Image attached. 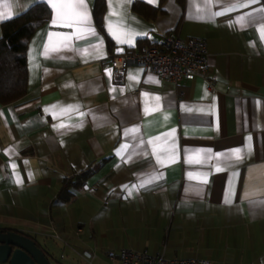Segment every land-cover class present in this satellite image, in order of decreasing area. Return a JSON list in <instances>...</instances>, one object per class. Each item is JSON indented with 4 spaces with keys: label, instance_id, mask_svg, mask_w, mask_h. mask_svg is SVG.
Returning <instances> with one entry per match:
<instances>
[{
    "label": "crops",
    "instance_id": "crops-1",
    "mask_svg": "<svg viewBox=\"0 0 264 264\" xmlns=\"http://www.w3.org/2000/svg\"><path fill=\"white\" fill-rule=\"evenodd\" d=\"M39 2L48 4L0 0V37L3 22ZM87 2L102 42L86 36L72 43L89 52L99 44V54L42 55L47 33L73 31L53 26L52 11L29 44L27 95L0 104V229L36 239L52 264H93L122 249L264 264V0L219 16L213 13L247 0H186L184 6L132 0L117 8L126 30L147 33L132 46L109 34L108 0L102 29L97 0ZM136 2L161 12L148 20L135 12ZM173 30L207 41V77L174 84L130 67L123 83L114 82L111 55L159 42ZM69 106L78 111H63ZM134 127L138 134L125 135ZM166 133H174L167 143L175 144L177 158L161 166L147 141ZM237 148L241 159H216ZM190 155L204 162L189 163ZM89 168L95 173L72 189L68 202L60 201L65 180ZM190 172L207 182L189 180Z\"/></svg>",
    "mask_w": 264,
    "mask_h": 264
},
{
    "label": "snow or ice",
    "instance_id": "snow-or-ice-1",
    "mask_svg": "<svg viewBox=\"0 0 264 264\" xmlns=\"http://www.w3.org/2000/svg\"><path fill=\"white\" fill-rule=\"evenodd\" d=\"M48 5L51 7L53 11V18L51 20V24L53 26H60L72 29L73 31L68 33H57V32H49L47 33V43L43 46L42 55L45 57H51L53 54H59L63 51H72L76 52L78 55L87 56L92 55V52L99 54L100 51V45H93L92 52H89L88 49H79L75 48L73 45L74 40L82 39L86 36H92L96 37L97 40L102 42V38L99 36V34L96 32L95 26L93 24L92 20V12L88 6L87 0H46ZM132 0H108V8L109 12L108 15L105 17L106 21V28L110 35H112L118 43L120 44H129L130 46L133 45V41L135 36L137 35H147V33H135L129 30H126V26L124 25V17L121 14V11H117V8L123 10L126 4H130ZM149 3H153L154 0H148ZM207 3H211V0H206ZM257 3V0H247V3H234L230 4L228 7L224 8L221 12H215L213 15H223L231 11H236L237 8H246L249 6V4ZM261 11H264V9H261ZM251 16V13L248 14ZM113 17L116 19L114 20ZM244 17L241 16L238 18V22L241 23V26L244 25ZM114 25H120L121 28L125 29L120 31L118 34L117 31L114 30ZM260 34L261 37L264 38V24L260 25ZM55 38V39H54ZM119 51H122L120 49ZM63 58V57H61ZM109 77L111 76V69L107 70ZM132 80H136L137 77L135 75H130L129 77ZM114 90V89H113ZM145 97H148V93L144 94ZM155 100L157 102L156 107H159V100L160 97H155ZM68 110H74L78 111V106H69L66 109H63V111ZM149 106L146 102L145 106V113L149 112ZM156 110V109H152ZM80 117L83 118L86 113L80 112ZM75 127H79L81 125H73ZM59 127H68V125L61 124ZM140 131L139 128L134 127L131 129H127L125 131V135H135L138 134ZM174 133H166L163 137H156L153 140L147 141L149 145L152 146V155L155 156L157 164L163 166L166 162L169 161H175L176 153H175V144L168 145V137L172 136ZM250 139V138H249ZM142 143V142H141ZM128 145L123 146V150L126 151ZM200 153H196L195 156L199 157ZM221 157L225 158H231L235 157V159L239 160L241 159V149L237 148L232 150L230 153L225 156V154L220 153L216 155V159L219 160ZM189 163H202L204 161H201L200 159L193 160V156L190 155L188 157ZM13 168L16 167L15 164L12 165ZM217 171H222L223 169L217 165L216 166ZM162 176V174H160ZM157 177H153V179H156ZM189 180H201V176L199 174H188ZM17 183H22L21 180L17 179ZM202 182L206 183V177L202 179ZM144 186V185H141ZM227 203H231V199L229 198L226 200Z\"/></svg>",
    "mask_w": 264,
    "mask_h": 264
},
{
    "label": "built area",
    "instance_id": "built-area-1",
    "mask_svg": "<svg viewBox=\"0 0 264 264\" xmlns=\"http://www.w3.org/2000/svg\"><path fill=\"white\" fill-rule=\"evenodd\" d=\"M209 48L203 38L181 36L177 30L167 32L159 42L144 45L124 54L111 55L113 80L123 83L126 70L137 67L160 79L180 84L209 75ZM114 264H218L203 258H169L165 252L122 249L108 252Z\"/></svg>",
    "mask_w": 264,
    "mask_h": 264
},
{
    "label": "trees",
    "instance_id": "trees-1",
    "mask_svg": "<svg viewBox=\"0 0 264 264\" xmlns=\"http://www.w3.org/2000/svg\"><path fill=\"white\" fill-rule=\"evenodd\" d=\"M177 1L181 6H184L186 0ZM133 8L135 12L148 20L155 19L161 12L160 9L142 2H136ZM104 11L105 0H97L94 13L97 24L101 29L103 28L102 17ZM51 15L52 10L49 5L39 2L1 24L3 34L0 37V104L9 105L16 103L27 95L29 44L35 33L50 21ZM105 162L106 159L100 163L104 164ZM94 173L95 170L89 168L66 179L58 199L62 202H68L72 198V189L82 187L85 184V180ZM29 237L35 240L36 244L42 248L36 239ZM42 250L50 261L48 252L44 249Z\"/></svg>",
    "mask_w": 264,
    "mask_h": 264
},
{
    "label": "water",
    "instance_id": "water-1",
    "mask_svg": "<svg viewBox=\"0 0 264 264\" xmlns=\"http://www.w3.org/2000/svg\"><path fill=\"white\" fill-rule=\"evenodd\" d=\"M87 256L89 254L86 253ZM0 264H51L35 240L16 231L0 229Z\"/></svg>",
    "mask_w": 264,
    "mask_h": 264
},
{
    "label": "rangeland",
    "instance_id": "rangeland-1",
    "mask_svg": "<svg viewBox=\"0 0 264 264\" xmlns=\"http://www.w3.org/2000/svg\"><path fill=\"white\" fill-rule=\"evenodd\" d=\"M93 264H113V262L109 259L102 258L100 262H95Z\"/></svg>",
    "mask_w": 264,
    "mask_h": 264
}]
</instances>
